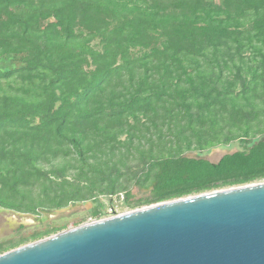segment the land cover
Segmentation results:
<instances>
[{
  "label": "trees",
  "instance_id": "16d2710c",
  "mask_svg": "<svg viewBox=\"0 0 264 264\" xmlns=\"http://www.w3.org/2000/svg\"><path fill=\"white\" fill-rule=\"evenodd\" d=\"M0 59V210L90 203L97 220L101 199L133 211L264 181V0H0Z\"/></svg>",
  "mask_w": 264,
  "mask_h": 264
},
{
  "label": "water",
  "instance_id": "95a60500",
  "mask_svg": "<svg viewBox=\"0 0 264 264\" xmlns=\"http://www.w3.org/2000/svg\"><path fill=\"white\" fill-rule=\"evenodd\" d=\"M0 264H264V182L86 223L3 253Z\"/></svg>",
  "mask_w": 264,
  "mask_h": 264
},
{
  "label": "rangeland",
  "instance_id": "374dc122",
  "mask_svg": "<svg viewBox=\"0 0 264 264\" xmlns=\"http://www.w3.org/2000/svg\"><path fill=\"white\" fill-rule=\"evenodd\" d=\"M13 65L14 64L7 59H0V71H5L7 69H10V67H12ZM236 150H238V145L234 144L231 147H218L216 149L205 151L202 153L201 156L211 162H217L224 154L232 153ZM132 194L135 197V199H139L147 195L145 192L139 191L136 188H133ZM101 201L108 209L107 210L108 214L97 220L91 219L88 216L89 215L88 211L92 206L90 203L73 204L62 211L42 212L38 216L18 215L13 212L0 210V242L17 238L20 235L21 236L30 235L34 231L43 230L47 225L61 226L63 227L62 231H65L84 225L86 223L103 220V219L111 218L116 215L130 212L127 209L121 210L120 208L122 202L121 197H113L110 202L107 199H101ZM152 205H156V204H152ZM110 206L113 207V211L110 210ZM145 207H149V206H143L139 209ZM21 225H23V228L20 231H17Z\"/></svg>",
  "mask_w": 264,
  "mask_h": 264
},
{
  "label": "flooded vegetation",
  "instance_id": "af4514ba",
  "mask_svg": "<svg viewBox=\"0 0 264 264\" xmlns=\"http://www.w3.org/2000/svg\"><path fill=\"white\" fill-rule=\"evenodd\" d=\"M22 228H23V225H21L17 231H20ZM17 231H16V232H17Z\"/></svg>",
  "mask_w": 264,
  "mask_h": 264
}]
</instances>
